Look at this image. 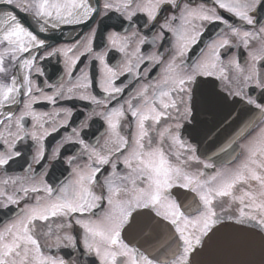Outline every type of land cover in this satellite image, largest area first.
I'll return each mask as SVG.
<instances>
[{
	"label": "snow or ice",
	"instance_id": "snow-or-ice-1",
	"mask_svg": "<svg viewBox=\"0 0 264 264\" xmlns=\"http://www.w3.org/2000/svg\"><path fill=\"white\" fill-rule=\"evenodd\" d=\"M213 3L216 7L208 8L193 5L191 0L183 7L177 0H103L102 4L95 0V5L92 0H0V4L7 6L0 10V128L3 129L0 167L6 168L21 156L18 144L29 136L33 146L39 145L33 161L40 164L45 160L43 141L66 127L72 113L70 109L54 113L37 111L34 106L42 102L55 104L58 99L73 97L90 101L102 107L103 111L96 115L107 125L103 144L99 141L96 145L87 144L77 129L72 130L66 139L80 145V154L67 158L71 178L59 187L46 182L26 187L24 177L0 181L4 186L0 190V208L8 209L25 200L16 218L0 226V264H72L45 252L51 245L42 244L41 237L52 233V221H59L57 229L61 231L74 232L76 227L82 230L84 248L98 264H195L193 254L206 239H213L216 225L230 209L238 214H228V219H235L238 224L254 222L264 231V128L248 139L243 146V159L235 168L222 169L207 179H201L203 172L186 170L191 162L202 163L196 147L182 138L185 125L195 121L202 105L213 99L227 102L231 97L233 103L247 106L236 114L234 122L243 121L244 112L253 110L259 120H264V0H213ZM169 9H175L179 15H164V22L160 23L162 13ZM218 10L227 12L240 24L229 23ZM101 12L105 16L118 13L121 24L127 22L131 29L123 36L117 32L108 35L110 47L127 57L123 66L110 65L106 52L94 53L91 41L96 29L79 55L68 54L79 48L81 41L66 48H53L44 56L34 54L50 47L40 33L62 24H79ZM18 13L31 17L38 28L33 31L25 26ZM137 17L143 18L142 27L149 32L159 27L151 41L153 45L157 39L163 41L166 33L171 34L170 51L174 54L167 62L159 52L143 55L148 39L134 27ZM214 22L223 23L228 33L211 41L207 53L189 65L186 57L191 46L199 43L205 24ZM256 44L258 51L253 48ZM240 45L249 50L246 69L238 59H229L225 64L221 57L222 50ZM61 53L65 57L67 81L52 85L47 80L41 84L33 79L45 75L38 59ZM85 53L90 62H99L102 100L91 91L94 85L89 65L79 70L81 75L73 83L74 69ZM142 65L145 72L164 65L162 79L145 83L135 95L121 101L129 86L121 77L131 76L135 68L139 80ZM200 77L221 81V91L226 94L206 95ZM45 88L53 89L52 94L45 93ZM112 101L117 102L116 106L110 107ZM60 115L65 120L57 125L56 117ZM29 118L31 131L25 123ZM87 119L91 116L81 122L82 127H87ZM255 123L247 121L240 129L241 137L250 133ZM125 126L129 129L127 134ZM59 157L57 149L50 160ZM121 165L125 169L123 174L117 172ZM104 166L111 171L101 183L99 176ZM203 167L209 169L213 165L204 163ZM28 171H32L31 165ZM9 185L11 193L7 191ZM174 189H183L184 193L174 194ZM30 193L37 194L34 203L28 202ZM187 193L194 194L191 204L184 203ZM45 228L47 232L43 231ZM163 230L175 248L161 257L153 255L145 244L161 243ZM137 234L144 236V244L140 246H134L128 238ZM61 246L75 248L76 236L68 231L57 235L55 247Z\"/></svg>",
	"mask_w": 264,
	"mask_h": 264
},
{
	"label": "flooded vegetation",
	"instance_id": "flooded-vegetation-1",
	"mask_svg": "<svg viewBox=\"0 0 264 264\" xmlns=\"http://www.w3.org/2000/svg\"><path fill=\"white\" fill-rule=\"evenodd\" d=\"M177 2L181 5V7H183V4L188 2V0H177ZM92 3L95 5V0H92ZM100 3L102 4L103 0H100ZM191 3L193 5L203 4L208 8L216 7L213 3V0H191ZM6 7L7 6L0 4V10H4ZM218 11H220L221 15L224 17V19L228 20L229 23L237 26L240 24L239 20L230 16L227 12H224L223 10ZM174 14L179 15L175 9L166 10L161 15L160 23L164 22V15L171 16ZM18 15L23 20L25 26H28L33 31L38 28V26L32 22L31 17H26L23 13H18ZM120 19L121 18L119 17L118 13L110 12L107 16H105L103 12H101L100 15H93L91 19L85 20L79 24H62L56 29H49L45 33H40L39 36L41 39H45L46 45H49L50 47H46L45 49L40 50L38 53L34 52V54L37 56H44L46 52L51 51L53 48H66L76 44L77 41H81L79 48L68 54L69 57L79 55L81 52H84L85 45L88 43V38L92 33V30L96 29L95 36L91 41V47L93 48L94 53L106 52V59L110 65L119 64L123 66V64L127 61V57L124 54L112 49L108 41V35L111 32H117L122 36L130 33L131 29L129 28L128 23L124 22L121 24ZM136 19L138 23L134 25V27L139 28L141 35L146 34L148 39V43L143 46V55L147 56L149 54L159 52L160 56L164 58L165 62H167L171 55L174 54V52L170 51L172 49L173 42L171 34L166 33L165 39L163 41L157 39L155 45H153L151 41L153 37L158 34L159 27L157 26L151 32H149L148 29L142 27L143 18L137 17ZM201 31L203 32V36L200 38L199 43L191 46V50L187 54L186 60L189 65H191L193 61L200 58L202 54L207 53V45L211 41L218 40L222 35H226L229 30L226 29V26L223 23L214 22L211 24H205ZM229 38L232 39L233 43H236L233 38ZM135 46L136 42H133L132 47L135 48ZM253 48L258 51L259 44L253 45ZM248 51L249 50L244 49V47L240 45L236 48L222 50L221 57L225 64H227L229 59H238L241 67L246 69L250 62ZM25 58H27V54H25ZM37 64L44 70L45 75L38 78L34 76L33 79H36L41 84L47 80L49 84L58 85L61 81H67L69 79L66 72L65 57L62 53L51 57H46L43 60L38 59ZM85 65L90 66L91 76L93 78L94 86L91 91L97 96V99H104V94L99 88V62H90V59L87 58L86 53L84 56L80 57V61H78L77 66L74 69L73 83L76 82L75 78L81 75L79 70L84 68ZM163 67L164 65H159L153 67L150 72H145L143 71L144 65H142L139 80H137L135 68L133 69V74L131 76H122L121 80L125 81V83H128L129 86L123 96L120 98L121 101L127 100L130 96L135 95L145 83H156L161 80L163 76ZM232 74L235 75V72L233 71ZM198 79L204 82L202 87L205 90L206 95L213 92L219 93L221 96L226 94L225 92L221 91V81L216 80L214 77H200ZM213 85L215 86L214 88ZM44 91L48 95H51L53 89L45 88ZM230 100L232 101L231 97L228 98V101ZM217 102H220V100L213 99L209 103L215 104ZM116 104V101H112L110 107L116 106ZM239 104L244 106V109H246L247 106L242 102ZM34 107L37 111H47L50 113H54L57 110L70 109L72 115L67 119L66 127H62L59 129V131L53 132L43 141L44 147L46 149V158L40 164L35 163L32 159V157L35 156L36 152L38 151L39 145L33 146L34 142L30 136L21 141L18 144V149L22 153L21 156L15 158V160L12 161L6 168L0 167V181L7 177H24V186L26 187L32 185L42 186L44 182L52 186L59 187L62 182H65L71 178V168L67 164V158L71 156H78L80 154V145L74 142H68L66 138L72 135L73 129H77V131L80 133V138L84 139L87 144L96 145L97 141H99L100 144H103L107 125L99 115H96V113L103 111V109L102 107L92 104L90 101H83L75 97L72 99H58L55 104L42 102L35 105ZM242 109L243 108L241 107L239 113ZM219 110L224 113L227 111H233V109L228 110L223 106H219ZM18 114L19 112L17 110V115ZM243 115V123L238 124L236 129L225 130V132L220 131V133L216 132L217 129L215 126L212 128H208L206 125L197 126L195 121L193 123L186 124L185 128L182 130V138L196 147V155L202 162L199 164L196 162H191L190 166L186 170L189 172H203L205 175H203L201 179H207L209 175H213L222 169L226 170L235 168L240 163L241 159H243V146L247 143L248 139L255 135L256 132H258L261 128H264V120L258 119V113H256L255 110L252 112L245 111ZM89 116H91V119H87V127H82L81 122L85 121ZM64 120V115L56 117L57 125H59ZM249 120L256 121L255 127L250 133L241 137L239 134L240 129ZM25 123L28 130L31 131V119L29 118L25 121ZM46 127H49L50 129L49 125H46ZM0 131H3V129L0 128ZM128 131L129 129L127 126H125V134H127ZM224 135L228 136V138H224ZM202 136H204L203 139ZM75 139L76 137L73 136V141H75ZM57 149H60L59 159L55 161L50 160L51 154ZM215 153H230L233 155L225 159L222 157L210 156ZM172 159L175 162L174 156ZM77 162L83 163V160H78ZM204 163L212 164L213 167L204 169ZM29 165H31L32 168L31 172L28 171ZM104 169L105 170L99 176V181L101 183L111 171L109 166H104ZM45 171L47 172V175H44ZM124 171L125 169L122 165L117 169V172L120 174H123ZM3 188L4 186L0 184V190H3ZM7 191L9 193L13 191L11 185L7 187ZM173 191L174 194L184 193L183 189H174ZM20 195L23 194L20 193ZM36 195L37 194L30 193L28 202L34 203ZM39 195L44 196L45 194L39 193ZM193 195L194 194L192 193H187V198L184 200V203L191 204ZM24 206L25 200H21L19 205H10L8 209L0 208V226H3V224L9 223L11 220L15 219L18 210L24 208ZM104 207L107 208V204H105ZM228 214L237 215L238 213L235 212V209H230L226 214H224V218L222 220L236 221L235 219H228ZM57 223H59V221L50 222L52 233L47 237H41L42 244L51 245V247L45 248L46 254L53 255L55 257H63L66 260L72 261V264L74 261H78L79 264H98V261L94 255L88 254L87 250L84 248L82 230L76 227L74 232L72 229H65L61 231L57 229ZM245 224H248L261 231L260 227L254 222ZM43 231L47 232L48 229L45 228ZM64 231H68L76 236L77 246L75 248L61 246L59 249H57L55 247L57 235H63ZM261 232L264 234V231ZM166 237H168V234L164 231V238ZM128 238L132 240L134 246H140L141 244H144L143 235L137 234L135 236H129ZM161 243H163L165 246L161 247ZM161 243L154 242L151 246L145 244V247H148V249L156 248L167 250L175 248V243L171 242V237L170 241H165L163 239ZM169 244L170 247L168 246Z\"/></svg>",
	"mask_w": 264,
	"mask_h": 264
},
{
	"label": "water",
	"instance_id": "water-1",
	"mask_svg": "<svg viewBox=\"0 0 264 264\" xmlns=\"http://www.w3.org/2000/svg\"><path fill=\"white\" fill-rule=\"evenodd\" d=\"M201 120L197 118L195 121L202 126ZM220 120L221 123L225 121L221 117ZM214 232L213 239H206L205 244L193 254L195 264H264V236L256 229L224 221L216 225ZM165 240L170 241L169 235ZM149 251L163 257L162 249L151 248Z\"/></svg>",
	"mask_w": 264,
	"mask_h": 264
},
{
	"label": "rangeland",
	"instance_id": "rangeland-1",
	"mask_svg": "<svg viewBox=\"0 0 264 264\" xmlns=\"http://www.w3.org/2000/svg\"><path fill=\"white\" fill-rule=\"evenodd\" d=\"M73 264H79V262L78 261H74V263Z\"/></svg>",
	"mask_w": 264,
	"mask_h": 264
},
{
	"label": "bare ground",
	"instance_id": "bare-ground-1",
	"mask_svg": "<svg viewBox=\"0 0 264 264\" xmlns=\"http://www.w3.org/2000/svg\"><path fill=\"white\" fill-rule=\"evenodd\" d=\"M254 256V255H253ZM253 256H252V258H253ZM257 259V258H256ZM253 261H254V259H253ZM253 263V262H252Z\"/></svg>",
	"mask_w": 264,
	"mask_h": 264
}]
</instances>
